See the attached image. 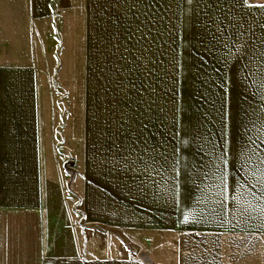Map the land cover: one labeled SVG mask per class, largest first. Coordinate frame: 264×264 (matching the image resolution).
<instances>
[{"label": "crops", "instance_id": "1", "mask_svg": "<svg viewBox=\"0 0 264 264\" xmlns=\"http://www.w3.org/2000/svg\"><path fill=\"white\" fill-rule=\"evenodd\" d=\"M52 2L0 0V264H143L98 229L156 239L152 264H264V0H77L62 123Z\"/></svg>", "mask_w": 264, "mask_h": 264}, {"label": "rangeland", "instance_id": "2", "mask_svg": "<svg viewBox=\"0 0 264 264\" xmlns=\"http://www.w3.org/2000/svg\"><path fill=\"white\" fill-rule=\"evenodd\" d=\"M51 6L52 46L48 32L47 45L44 38L37 61L39 105L45 115L49 113V117L54 116L62 123L70 119L73 102L76 104L77 0H53ZM68 169L72 182L76 175L71 164ZM92 234L104 238L115 252L132 254L143 264H152L158 255L153 246L156 239L151 237L101 229L92 231Z\"/></svg>", "mask_w": 264, "mask_h": 264}]
</instances>
